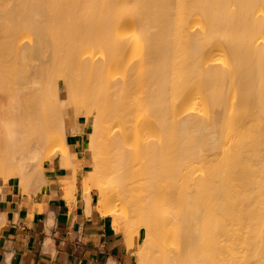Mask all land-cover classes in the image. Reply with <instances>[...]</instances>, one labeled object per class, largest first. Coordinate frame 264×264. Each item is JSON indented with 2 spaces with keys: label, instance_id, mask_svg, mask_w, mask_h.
<instances>
[{
  "label": "bare ground",
  "instance_id": "1",
  "mask_svg": "<svg viewBox=\"0 0 264 264\" xmlns=\"http://www.w3.org/2000/svg\"><path fill=\"white\" fill-rule=\"evenodd\" d=\"M69 120L138 264H264V0H0L4 172Z\"/></svg>",
  "mask_w": 264,
  "mask_h": 264
},
{
  "label": "crops",
  "instance_id": "2",
  "mask_svg": "<svg viewBox=\"0 0 264 264\" xmlns=\"http://www.w3.org/2000/svg\"><path fill=\"white\" fill-rule=\"evenodd\" d=\"M87 128L67 124L66 158L54 154L24 183H2L0 264H138L134 241L99 210Z\"/></svg>",
  "mask_w": 264,
  "mask_h": 264
},
{
  "label": "rangeland",
  "instance_id": "3",
  "mask_svg": "<svg viewBox=\"0 0 264 264\" xmlns=\"http://www.w3.org/2000/svg\"><path fill=\"white\" fill-rule=\"evenodd\" d=\"M154 30L155 29H152V31H154ZM70 123H72V122L69 120L67 124H70ZM86 124L88 125V128L87 129H88L89 134H90V132L92 131V125L89 124V123H86ZM35 141H32V144L35 145V148L31 144V146H30V150L31 151L29 150L28 152H26L24 154H19L18 159L20 161H18V160L17 161L20 162L22 165L20 164L19 166H21V167H19V166L17 167L16 166V163H15L14 164V171L16 170L15 172L14 171H12L10 173L4 172L5 171L4 170L5 169V167H4L5 165L3 163L1 164V166H0L1 167L0 168V172H3V173L0 174V186L2 185L3 182H6L7 181V180L6 181L3 180L4 178H10L12 176H19V174H17L18 172L20 173V176H19L20 178H21V176H23L21 178V180L23 181L22 183H24L26 181L25 179L28 180L33 175H35V173H37L39 171V169L41 168V166H40L41 160L43 162V160L45 159L44 155L42 157L39 154L40 153L41 154H44L43 153L44 152L43 151V148L45 149V147H44L45 143L43 141L44 144L43 143L42 144L40 143L41 147H39V143L37 144V142H35ZM42 146H43V148H42ZM36 148H38V149L40 148V150H37ZM34 149L37 150V153L39 152V154H38L39 156H37V153H36V151ZM89 151H90V154H91V150L90 149H89ZM114 222H115L116 225L118 224L115 218H114Z\"/></svg>",
  "mask_w": 264,
  "mask_h": 264
}]
</instances>
